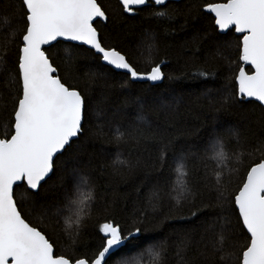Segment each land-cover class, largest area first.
Wrapping results in <instances>:
<instances>
[{"label": "trees", "instance_id": "obj_1", "mask_svg": "<svg viewBox=\"0 0 264 264\" xmlns=\"http://www.w3.org/2000/svg\"><path fill=\"white\" fill-rule=\"evenodd\" d=\"M99 2L109 16L97 24L105 42L121 50L140 71L159 63L166 78L158 85L133 82L104 66L84 46L73 48L62 42L60 48L52 49L61 76L86 97L85 131L57 161L38 195L21 205L22 212L43 227L66 255L98 251L102 243L98 225L109 218L122 227H141L143 244L109 264H221L212 252V241L222 217L231 220L230 235L243 241L232 206L228 202L217 206L212 174L217 162L211 159L209 142L219 136L233 150L255 151L264 141V107L234 95V65L225 59H236L239 35L217 31L211 15L203 10L210 0L170 1L174 16L170 21L153 16L155 9L165 6L149 3L129 15L118 0ZM22 15L20 0H0V31L10 36L21 26ZM151 43L155 48L149 61L147 45ZM68 53L73 54L70 72L65 62ZM14 59L13 54L6 70L0 71V90L5 93L7 69ZM199 71L209 75L199 76ZM10 118L9 105L7 111L0 110V138L9 133ZM101 126L102 136L97 135ZM116 127L127 133L121 140L114 139ZM235 132L240 135L239 146ZM225 164L239 169L231 177L230 190L235 189L245 168L234 160ZM81 174L94 186V200L89 201L91 215L73 246L65 231L69 215L65 205L67 198H76ZM185 185L195 193L194 203L188 197L176 207L174 197ZM17 198L19 203V190ZM58 209L63 210L57 214ZM44 212L49 218L41 223L39 214Z\"/></svg>", "mask_w": 264, "mask_h": 264}, {"label": "snow or ice", "instance_id": "obj_2", "mask_svg": "<svg viewBox=\"0 0 264 264\" xmlns=\"http://www.w3.org/2000/svg\"><path fill=\"white\" fill-rule=\"evenodd\" d=\"M118 3L129 15L149 3L165 6L163 10L155 9L153 16L169 21L174 18L169 0H118ZM20 4L21 26L13 29L10 36L0 31V71L6 70L10 56L15 57L12 67L7 69L8 90L6 93L0 90V110L7 111L9 105L11 110L10 131L0 138V264H109L113 258L143 247L141 227L135 224L122 227L105 218L98 225L102 234L98 251L66 255L58 250L43 227L33 224L22 212L21 205L38 195L57 161L78 143L85 131L86 97L61 76L60 65L51 50L60 48L63 41L74 42L73 48L86 46L104 66L122 71L131 81H162L165 73L159 63L150 70H138L121 50L105 42L97 24L108 21L109 16L99 0H20ZM203 10L211 15L218 32L227 33L231 29L240 34L236 37V59L225 56L234 65L232 72L237 86L234 95L241 101L258 102L264 107V0H210ZM154 48V43L147 45L149 61ZM72 59L73 54L68 53L66 71L70 72ZM198 75L206 77L209 73L199 71ZM126 134L119 127L114 129L115 140ZM97 135H104L102 126ZM234 135L237 145H241L239 132ZM209 146L214 153L211 159L217 162L212 173L217 206L222 207L224 202L232 206L243 241L230 235L234 231L231 220L222 217L223 223L218 228L213 225L216 239L212 241V252L221 264H264V141L255 151L243 147L233 150L217 136ZM209 146L205 147V154ZM246 156L251 159L245 160ZM231 160L245 171L236 188L230 190L231 177L239 170L225 164ZM179 168H183L182 163ZM75 187L76 198H67L65 205L71 213L65 220V231L73 246L91 215L89 201L94 200V186L86 175L78 177ZM188 197H192L188 202L194 203L195 193L185 185L174 197L176 207ZM62 210L58 209L57 214ZM39 217L41 223L49 218L47 212ZM129 244L134 247L129 248Z\"/></svg>", "mask_w": 264, "mask_h": 264}, {"label": "water", "instance_id": "obj_3", "mask_svg": "<svg viewBox=\"0 0 264 264\" xmlns=\"http://www.w3.org/2000/svg\"><path fill=\"white\" fill-rule=\"evenodd\" d=\"M170 1H174V2H180V1H182V0H169V2ZM147 6V5H146ZM143 7H145V6H141L140 8H143ZM139 8V9H140ZM229 31H232L231 29H229L228 30V32ZM227 32V33H228ZM221 34H226V33H221ZM237 35H240V34H238V33H236ZM63 42H67V43H71V44H74V42H70V41H63ZM82 46V45H81ZM84 47H86V46H84ZM103 63V62H102ZM248 67H250V66H248ZM114 70V69H113ZM247 70V69H246ZM116 72H119V73H123L122 71H119V70H115ZM254 71V70H253ZM124 74V73H123ZM163 81L164 80H162V81H157V82H151V81H147V80H137V81H133V82H141V83H150V84H152V85H158V84H161V83H163ZM53 173V172H52ZM52 173H50L49 174V177H51V175H52ZM49 177H47L46 178V180L49 178Z\"/></svg>", "mask_w": 264, "mask_h": 264}, {"label": "rangeland", "instance_id": "obj_4", "mask_svg": "<svg viewBox=\"0 0 264 264\" xmlns=\"http://www.w3.org/2000/svg\"><path fill=\"white\" fill-rule=\"evenodd\" d=\"M66 214H69V215H71V213H70V212H68L67 210H66Z\"/></svg>", "mask_w": 264, "mask_h": 264}, {"label": "bare ground", "instance_id": "obj_5", "mask_svg": "<svg viewBox=\"0 0 264 264\" xmlns=\"http://www.w3.org/2000/svg\"><path fill=\"white\" fill-rule=\"evenodd\" d=\"M47 181V180H46Z\"/></svg>", "mask_w": 264, "mask_h": 264}]
</instances>
